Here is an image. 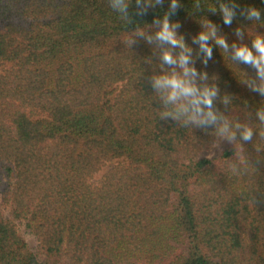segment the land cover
<instances>
[{
	"label": "trees",
	"instance_id": "obj_1",
	"mask_svg": "<svg viewBox=\"0 0 264 264\" xmlns=\"http://www.w3.org/2000/svg\"><path fill=\"white\" fill-rule=\"evenodd\" d=\"M178 2L177 35L250 142L160 118L151 80L168 45L154 20L171 0L145 15L131 0V23L109 0H0V264H264V96L243 83L256 70L230 59L264 35V2L236 0L230 26L209 9L232 0ZM249 5L262 21L240 15ZM205 20L229 45L210 40L206 65L193 43Z\"/></svg>",
	"mask_w": 264,
	"mask_h": 264
},
{
	"label": "clouds",
	"instance_id": "obj_2",
	"mask_svg": "<svg viewBox=\"0 0 264 264\" xmlns=\"http://www.w3.org/2000/svg\"><path fill=\"white\" fill-rule=\"evenodd\" d=\"M162 3L163 0H155V5L152 4V0H136V7L140 9L137 15H145L148 7H155ZM109 4L114 11L122 14L121 19L131 23L128 18L131 0H109ZM179 7L178 0H171L170 9L163 14L162 23L159 16L154 20V24L159 26V31L155 33V40L168 45L161 57L163 64L168 66V70H165L162 75H154L151 80L153 89L164 101V111L159 113L160 118L171 117L183 127L217 126V134L226 138L230 143L237 139V131H239L240 140L250 142L254 135L250 125L236 123L235 130H233L228 119L215 108V101L219 97V88L215 84L209 86L207 83L208 74L198 72L193 66L195 63L192 56L193 49L185 43L182 35H177L176 30L181 27L180 22L171 20V16L176 13ZM196 7H199V4ZM238 7L236 0H232L231 8L225 3H220L219 8L212 7L209 11L212 13L222 12L224 23L230 26L236 17L235 9ZM240 15L248 21H262L261 9L251 5L242 9ZM202 27L205 31H202L198 37H194L193 43L199 45L200 53L204 54L203 63L206 65L213 55V48L209 44L210 40L226 54L229 52V45L226 37L218 35V28L211 21H203ZM138 32L140 35L144 34L140 29ZM236 35L242 41L244 30L237 27ZM147 40L152 43L153 37L147 36ZM128 43L132 44L134 40H129ZM231 48V60L249 65L256 70L255 79L249 77L243 83L252 91L264 96V35L255 34L252 37L251 47L244 43H233ZM222 103L228 105L229 97L225 96ZM256 115L260 125L264 126V107H261ZM219 121L223 122L218 123ZM260 135L264 137V131Z\"/></svg>",
	"mask_w": 264,
	"mask_h": 264
},
{
	"label": "rangeland",
	"instance_id": "obj_3",
	"mask_svg": "<svg viewBox=\"0 0 264 264\" xmlns=\"http://www.w3.org/2000/svg\"><path fill=\"white\" fill-rule=\"evenodd\" d=\"M225 147H226V145H216L213 149H211L210 151H208V152L206 153V155H207L208 157H216V156H218V155L221 153V150H222L223 148H225ZM26 237H27V239L29 240L31 246H32L33 248H35V246H36L35 240L32 239V237H28V235H26Z\"/></svg>",
	"mask_w": 264,
	"mask_h": 264
}]
</instances>
